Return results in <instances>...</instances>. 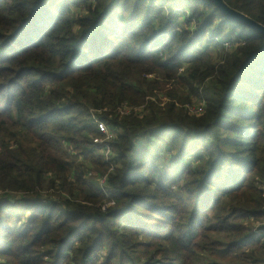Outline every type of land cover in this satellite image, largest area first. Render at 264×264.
Instances as JSON below:
<instances>
[{
  "label": "trees",
  "instance_id": "1",
  "mask_svg": "<svg viewBox=\"0 0 264 264\" xmlns=\"http://www.w3.org/2000/svg\"><path fill=\"white\" fill-rule=\"evenodd\" d=\"M223 1L264 27V0ZM220 38L233 51L204 66ZM157 78L202 88L203 112L181 88L163 105ZM263 209L264 35L211 0H0L1 264H264Z\"/></svg>",
  "mask_w": 264,
  "mask_h": 264
},
{
  "label": "rangeland",
  "instance_id": "2",
  "mask_svg": "<svg viewBox=\"0 0 264 264\" xmlns=\"http://www.w3.org/2000/svg\"><path fill=\"white\" fill-rule=\"evenodd\" d=\"M212 2V1H211ZM76 11V14H79L80 11L79 9L78 10H75ZM184 13L186 14L187 17H190V12L185 9ZM240 13V12H239ZM209 34H207V36H209ZM215 43L214 44H211L209 45V47L207 48V50H205L204 52V56H199L202 57V63H204L203 65L205 66L206 64L208 65H211V66H216L217 64H221L224 62V58L225 56L228 54V53H231L233 51V48H234V38H232V40H225V39H222L220 38L219 40L218 39H215ZM187 64H182L181 65V70L180 72H178V75L179 74H183L186 70L187 67H185ZM148 78H155V77H148ZM160 82V86H161V90L163 91L164 90V93L161 94L160 96H162V104L165 105L167 103H169V98L168 96H164V94H172V92L174 90H177V89H180L181 90H177V93H178V96L181 97L183 100L188 98L189 99V103L187 104L188 107H190V110L192 112H203V106H206V97L204 96V90L202 88H199L198 89V93H197V97L189 91V89L186 87V86H182V83L179 81V82H167V83H164L165 81L161 78H157ZM178 79V78H176ZM214 80L213 77L209 78L206 80V82L204 83V85L206 86L207 84H209V82H212ZM203 85V84H202ZM202 85H198V84H195V90H197L198 87H201ZM155 97H153L152 100H154ZM202 115V114H201ZM115 132H112V134H114ZM97 144H101L100 141L97 142ZM65 147H67V145L64 144ZM104 155V157L109 160L110 159V155H108L107 153V150H106V147L104 148H95L94 151H91V154H94L95 158H97V155L101 154ZM85 157V156H84ZM107 162V161H106ZM95 165H91V164H88V165H85L83 167V171H84V175L86 176V180H87V184L89 187H92V188H95L97 189L99 192H101L106 198H110L111 197V190H109L106 186H105V182L104 180L101 178L102 175L100 173V171L98 169H96L94 167ZM88 186H85L81 188V190H85L87 191V188ZM14 196V195H12ZM65 197H67L65 195ZM112 201V200H111ZM112 203V202H110ZM102 212H104V210H106V208L108 206H112V204H109L106 200L104 201V204H102ZM263 212H264V209H263ZM250 226L249 230H251L252 235H255L254 239L258 240V242L260 243L259 247H262L264 246V217L261 218V221H255V222H252L250 224H248ZM149 227H150V230H159L161 227H162V224L159 223V222H151L149 223ZM163 230H166V234L169 233V228L168 227H163L162 228ZM141 240H143L144 238H140ZM165 250V247L161 246V244H157L153 249H150L149 250V253H145L147 255H149V257L151 258V255H152V258H154L155 260H159V259H163V258H166L167 257V253L164 252ZM247 250L248 248H245L241 251H238V250H235L234 251V255L231 257L229 255H221V258H220V262L222 264H227L223 258L224 257H227L228 258H233L234 256H239V254L241 252H246L247 253ZM138 251H143V252H146L144 251V249H139ZM248 254V253H247ZM246 254V255H247ZM103 253H100V258L98 259V261L95 263V264H101L103 263ZM138 256H140V254L137 253V260H138V263H143V260H145L143 258V256H141V259L138 258ZM149 257L147 259H149ZM208 253L205 252L203 254V256L200 258V261L201 263H205L208 261ZM258 258H264V251H261L259 254H258ZM146 259V260H147ZM3 262V261H1ZM1 264V263H0Z\"/></svg>",
  "mask_w": 264,
  "mask_h": 264
},
{
  "label": "water",
  "instance_id": "3",
  "mask_svg": "<svg viewBox=\"0 0 264 264\" xmlns=\"http://www.w3.org/2000/svg\"><path fill=\"white\" fill-rule=\"evenodd\" d=\"M214 6L221 12L225 18L232 22L244 25L251 31L264 35V27L253 21L252 19L244 16L243 14L230 9L223 0H211Z\"/></svg>",
  "mask_w": 264,
  "mask_h": 264
},
{
  "label": "built area",
  "instance_id": "4",
  "mask_svg": "<svg viewBox=\"0 0 264 264\" xmlns=\"http://www.w3.org/2000/svg\"><path fill=\"white\" fill-rule=\"evenodd\" d=\"M122 113H128V109L123 110ZM98 127H99L100 131L106 135V140H109L110 138L113 137L112 132L109 130V128L107 127L106 124L99 123ZM106 150H107V153H108V155H109V154H110V153H109V148L106 147ZM106 158H107V157H106ZM106 158H105V159H106ZM106 160H107V159H106Z\"/></svg>",
  "mask_w": 264,
  "mask_h": 264
}]
</instances>
